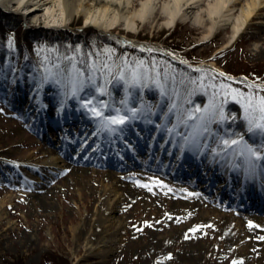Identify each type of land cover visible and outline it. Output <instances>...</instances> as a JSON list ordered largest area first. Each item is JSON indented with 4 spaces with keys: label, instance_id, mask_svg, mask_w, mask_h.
Returning <instances> with one entry per match:
<instances>
[{
    "label": "rangeland",
    "instance_id": "rangeland-1",
    "mask_svg": "<svg viewBox=\"0 0 264 264\" xmlns=\"http://www.w3.org/2000/svg\"><path fill=\"white\" fill-rule=\"evenodd\" d=\"M0 12L18 18L15 26L6 25L7 45L14 47L10 35L18 26L23 36L38 34L34 55L47 68L45 73L34 64L27 75L12 74L8 88L0 68V264H45V258L56 264H264V231L251 240L241 231L243 224L257 227L255 211L235 208L244 203L238 196L230 201L224 187L226 174L236 168L233 180L261 184L264 191V179L255 176L264 159L246 151L264 146V134L248 132L239 97L225 95L234 89L264 96V52L256 48L264 44L250 37L263 32L258 25L222 46L229 29L201 40L203 29L190 20L166 27L158 12L151 23H138L136 33L121 25L104 32L82 26L83 14L58 30ZM83 33L88 42L76 46L88 58L82 67L76 55L52 57L56 46L44 40ZM88 54L98 58L93 62ZM138 61L144 62L137 69L141 79L132 86ZM227 69L236 74L227 76ZM101 104L109 106L105 116L118 109L128 116L126 123L103 129L90 111ZM211 104L223 119L217 114L208 123L200 117ZM240 138L238 145L223 143ZM49 155L59 156L57 169L41 165ZM201 160L213 167L195 172L204 177L202 188L190 178ZM78 169L81 175L74 173ZM213 174L225 179L224 186L208 183ZM111 184L119 195L106 220L104 200L111 196L104 189ZM186 201H200L202 208ZM210 210L239 220L241 237L228 241L233 233L221 231L207 217ZM87 239L94 250L85 247Z\"/></svg>",
    "mask_w": 264,
    "mask_h": 264
},
{
    "label": "bare ground",
    "instance_id": "bare-ground-1",
    "mask_svg": "<svg viewBox=\"0 0 264 264\" xmlns=\"http://www.w3.org/2000/svg\"><path fill=\"white\" fill-rule=\"evenodd\" d=\"M133 1L134 0H0V7L5 11L10 10L13 13H20L22 16L26 17L28 23L35 26L38 25L43 29H66L74 15L83 14L84 18L82 26L95 28L101 32L110 31L115 28V26L121 25L127 31L136 33L139 25L138 23H151L152 18L155 17L158 12L160 13V16L163 17L162 22L166 27L172 26L178 21L190 20L197 26V28L203 29L200 36L201 40L211 38V36H214L221 30L229 29L228 40H226L222 46H227L230 43H233L236 39L235 37L253 24H256L258 25L259 30H262L263 32L254 33L250 37H258L262 40L261 43L264 44V0H138V3L135 6L132 5ZM125 37V39L135 45L142 44L145 48L149 47L148 44L140 41L136 42L130 37ZM256 48L260 49V51L263 50L264 52V46H261V44L256 46ZM90 125L91 126L88 128L91 130L94 125L91 123ZM141 143H144V139H141ZM38 149L42 150L41 147H38ZM56 153L60 154L58 151H56ZM58 157V155H49L44 161H42L41 165L57 169L59 167V164H57L59 161ZM205 162L206 161L201 160L196 163L197 166L193 167V170L191 169L192 172H194V175H196L197 173L195 174V172L199 171L201 168H203L202 171L213 168L212 163L205 164ZM260 162V164H262L264 161ZM225 166L226 165L224 164L223 167ZM74 173L81 175L82 170L78 169ZM234 173H236V168L226 174L230 179L229 181L227 179L226 184H224V178L220 182L221 176L217 175L214 177V174L212 182L218 184L219 181V187L224 185L227 186L228 183H231V185L235 184L236 188H238L242 181H239L238 184L236 180H233L234 177L232 174ZM194 175L190 178H193ZM260 176H262L263 180L264 173L260 174ZM203 178L204 177H200L198 180H201L202 185L205 186ZM209 180L210 178L207 179V181ZM244 184L245 182L242 186H244ZM192 185L193 183L190 182L188 184V189H190ZM249 188L250 187L247 186V189ZM104 190L105 193H108L111 196L106 197L104 200V207L108 210L107 214L110 218L102 217V219L111 220L112 216L110 215V212L112 211L114 207L113 205H115L114 203L119 194L116 192L113 184L107 186ZM182 190V194L186 195L185 193L188 192V190ZM237 195L238 193H236L235 197ZM255 195L257 196L256 198H260L258 193L253 191L252 198H254ZM241 197L243 198L244 195ZM183 200L188 199L183 198ZM186 203L191 205V207L198 206L200 209L203 204L200 201H195L193 203L186 201ZM263 204L264 202H261L260 207L256 204V209H261V211H263ZM229 216L230 214L214 213L213 210H210L207 215V217H211L213 221H216V223L219 224V229L221 231L228 230L233 233L231 236H228L227 233L224 236L225 238L228 236V238H226L228 241L233 237H236L235 234H238V237H241V231L249 238V240L256 236L257 233L261 234L262 231H264V218L260 219L259 216H252L253 218L251 219L257 227L254 225L249 227L243 224L240 231L238 229L239 226L236 227V225L239 224V220H235ZM103 237H106L105 234L104 236L102 235L100 239ZM85 247L88 251H92L96 248L94 247V242H91L88 239Z\"/></svg>",
    "mask_w": 264,
    "mask_h": 264
},
{
    "label": "trees",
    "instance_id": "trees-1",
    "mask_svg": "<svg viewBox=\"0 0 264 264\" xmlns=\"http://www.w3.org/2000/svg\"><path fill=\"white\" fill-rule=\"evenodd\" d=\"M17 21L18 18L13 17L12 15L3 16L0 12V68L1 70H3V73L5 75L6 88H8V83L10 82L12 74H14L15 76L21 73L27 75L31 73V71L34 69V64H38L41 68H44L45 70L47 69L45 68L46 63L44 62V60L42 58H37L34 55V49L32 46L34 42H38V34L29 33L28 36H23L21 35V27L18 26L13 35H10L14 42V47L11 48L12 45H7V38H5L7 34L5 33L7 29L6 25L11 24L15 26V22ZM44 40L46 43L56 46V50L52 52V57H55L56 59H59L58 56L62 55H76V58H78L81 62L80 64H77L78 66L84 65V63L88 59L85 55L84 57L80 56L81 53L76 47L80 42H88L87 34L83 33L81 36L78 37H76L75 35L74 37L64 35L62 38H59L58 35L53 34L51 36H48L47 38L45 37ZM98 49L100 50V48ZM79 50H83V47L80 46ZM38 55L40 57L39 53ZM87 56H90V59H92L93 62L95 61V58H98V55L95 54L93 56L88 54ZM80 58H82L83 60H81ZM114 62L115 60L112 59L113 64ZM169 63L171 65H175L174 63L170 62V60ZM226 71H228L227 73L230 75L236 74L235 72H232L231 69H227ZM45 73H47V70L45 71ZM215 77L218 76L215 75ZM45 261V264H56L53 259L48 260L45 258Z\"/></svg>",
    "mask_w": 264,
    "mask_h": 264
},
{
    "label": "snow or ice",
    "instance_id": "snow-or-ice-1",
    "mask_svg": "<svg viewBox=\"0 0 264 264\" xmlns=\"http://www.w3.org/2000/svg\"><path fill=\"white\" fill-rule=\"evenodd\" d=\"M151 51V50H149ZM144 64L143 61H138L136 69L131 70V78L128 81V83L132 86H135L140 82L141 75L137 71L138 68L142 67ZM105 67H107V64H105ZM123 75L120 76V79H123ZM224 86L221 85V88ZM225 95H232L234 98L239 97V103L241 104V107L244 110V119L247 121V131L248 132H257L260 134H264V96L256 95V94H249L245 96L243 93H240L234 89L229 90L225 93ZM92 104V101H87V105ZM109 107L107 104H101L99 107L93 106L90 108V111L92 114L99 118L101 121V126L103 129H107L108 131H115L116 129L112 126H118V125H124L128 119V116L126 115H120L119 110H116L115 115H108L105 116L103 109ZM196 112H200L201 110L199 108L195 109ZM205 115H202L200 117L201 120H207L208 123H211L213 120H215L216 115L219 114L221 119H223V113L220 108H218L216 105L211 104L208 108L204 110ZM136 116V112L132 110V117L134 118ZM189 119L192 117L189 116ZM205 131H208L207 128H205ZM242 142V138L240 139H225L223 141L224 145L226 147H231L232 145H238ZM264 150V146H261L260 149H253L252 147L246 146V151L249 153L251 157H255L256 160L264 159V156L261 155V151ZM143 187H147V185H141ZM249 227H252L250 224ZM193 231H196V229H193ZM233 264H236V262H233Z\"/></svg>",
    "mask_w": 264,
    "mask_h": 264
}]
</instances>
